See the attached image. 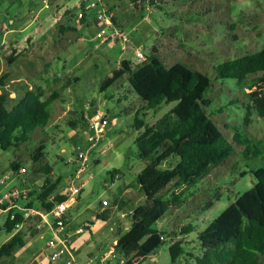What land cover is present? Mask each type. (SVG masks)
<instances>
[{"label": "rangeland", "instance_id": "rangeland-1", "mask_svg": "<svg viewBox=\"0 0 264 264\" xmlns=\"http://www.w3.org/2000/svg\"><path fill=\"white\" fill-rule=\"evenodd\" d=\"M81 1L0 0V54L15 58L13 64L7 59L0 62V68L9 74V105L27 88L40 87L45 97L59 94L50 105L51 119L44 129L33 132L24 146L0 151V179L6 177V185L17 191L38 190L50 179L57 195L70 186H82L80 194L74 195L77 202L66 212L77 264H86L89 257L94 258L91 264H119L121 259L125 264H172L169 237L188 224L195 228L182 236L186 255L180 263L193 264L191 255L201 252L200 232L255 186L257 179L252 171L264 166V117L252 108L250 95L259 90L249 88L254 76L247 83H237L232 79L217 80L214 71L215 66L227 60L264 49V0H151L146 5L149 11L136 10L132 0H109L117 2L121 14L118 18L124 16L121 28L129 33L132 43L127 53L120 45L95 39L98 27L93 16L80 22L71 18L80 13ZM67 10L72 12L67 14ZM66 20H75L78 30L62 35L59 28ZM154 47L167 66L180 62L207 75L212 85L206 98L212 103L205 110L230 141L239 135L240 141L249 139L250 143L235 144L234 154L190 188L183 204L170 207L157 222L158 236L162 233L167 242L149 254L117 253L116 258L104 260L117 238L130 229L133 212L147 203L139 177L151 164L138 155L135 140L142 131L133 127L136 112L145 104L129 86L128 72L118 73L123 59L141 64L135 50L147 57ZM91 103L111 122L92 148L91 134L81 128L80 122L70 127L77 113L85 109L87 114ZM174 105L142 110L140 118L151 126ZM41 145L45 146V156L33 162L31 155ZM247 147L257 157H244ZM80 152L88 155L89 162L78 174L75 157ZM15 161L27 169V174L12 170ZM178 161L175 156L159 168L171 169ZM46 165L51 167L49 175L41 170ZM173 190L170 184L160 194L168 197ZM35 207L41 210L36 201ZM103 211L107 212L106 220H97V214ZM84 224L90 230L76 234ZM0 226L2 246L11 233L2 228L1 217ZM31 227L25 224L21 231L29 233ZM53 238L48 229L34 235L29 240L32 248L28 256L45 250ZM66 260L67 256H62L55 264H65Z\"/></svg>", "mask_w": 264, "mask_h": 264}, {"label": "trees", "instance_id": "trees-1", "mask_svg": "<svg viewBox=\"0 0 264 264\" xmlns=\"http://www.w3.org/2000/svg\"><path fill=\"white\" fill-rule=\"evenodd\" d=\"M132 1L136 10L146 9L145 2ZM71 12L66 11L67 14ZM90 15L99 29L100 25L93 12L82 20ZM71 18L77 19L78 14H73ZM112 20L121 27L122 23L118 22L115 15ZM76 30L78 28L70 23L60 25L62 34ZM6 59L10 64L15 61L13 55L7 56ZM124 71L128 72L129 86L145 104L136 112L133 127L142 131L135 140L138 155L151 163L139 177L147 203L133 212L130 229L120 235L113 246L117 253L129 256L134 253L149 254L167 242L162 233L158 236L159 232L155 228L157 222L170 207L184 203L186 192L190 188L229 159L235 152V144L244 145L250 141H240L239 135H235L230 141L212 115L205 110L212 103V100L206 98V93L212 85V80L207 75L180 62L167 66L155 47L141 64L134 65L123 59L122 70L118 74ZM214 71L217 80L232 79L237 83H247L249 78L254 76L249 88H258L259 91L250 93L252 108L260 117H264V49L227 60L215 66ZM8 77V73L0 74L1 152L11 147L24 146L31 140L33 132L44 129L51 119L50 105L59 97L57 92L45 97L44 90L36 87L27 89L24 95L10 106V95L6 89ZM118 89H123V86ZM171 103L175 105L151 126H147L140 118L142 110H156ZM94 106L95 104L91 103L92 108L87 114L85 109L77 113V118L70 123V127L80 122L81 128L87 130L86 116L98 112ZM221 110L218 112L222 113ZM255 148L258 149L257 146ZM243 155L246 158L250 155L257 157L248 147L243 150ZM44 156L45 146L41 145L31 155V160L38 162ZM175 156L179 158L176 166L171 169L159 168V165ZM21 168L20 162L12 163L15 173ZM41 170L49 175L51 167L46 165ZM252 174L257 179L255 186L229 205L200 232L198 240L201 252L198 256L191 255L194 258L193 264H264V166L253 170ZM45 184L35 190V193H29L36 197L34 202L26 204L27 209H33L36 201L42 211L49 212L56 203L67 200V195L56 194V187L54 184L50 185V179H47ZM170 184L174 186L170 196L161 195ZM105 212L98 214L97 220H106ZM23 216L22 213H17L16 219L10 220L7 215L2 228L12 234L16 224H25L28 221ZM36 219L40 221V218ZM65 224H68L67 218ZM194 228L192 224H188L183 226L179 233L174 232L173 236L169 237L172 264H181V259L186 255L182 236L190 234ZM25 243L24 233L21 230L16 231L0 246V261L13 257Z\"/></svg>", "mask_w": 264, "mask_h": 264}, {"label": "built area", "instance_id": "built-area-1", "mask_svg": "<svg viewBox=\"0 0 264 264\" xmlns=\"http://www.w3.org/2000/svg\"><path fill=\"white\" fill-rule=\"evenodd\" d=\"M151 0H138V3L145 2V7L147 3ZM152 2V1H151ZM48 7V5H47ZM81 11L78 14V20L81 21L89 13H94L100 28L98 29L95 39L101 41L102 43H110L114 45H120L122 52L127 53L132 49V43L129 33L125 32L121 27L113 23L112 17L114 16L113 10H111L110 5L107 0H82L81 1ZM147 11L150 10L149 6L146 7ZM89 17V16H88ZM87 17V18H88ZM135 57L138 58L139 63L146 60L145 54L140 50H135ZM88 119V133L91 134L90 140L93 141L94 147L95 143L101 139V136L105 133L106 127L111 123L109 118L101 112H97L92 116H86ZM75 162L79 165V172H84L88 167L89 157L83 152H80L75 157ZM19 175L27 174V169L22 167L18 171ZM7 183V178L3 177L0 179V214L7 213L10 216V220L16 219L17 213H22L25 220H30L34 218H40L41 225H50L54 230V238L49 241L47 245V256L51 262H55L62 258V256H67L65 264H77L73 257V247L71 240L67 234L64 233L66 224V212L70 208L68 200L56 203L55 206L49 211L44 212L42 210L27 209L21 204L28 199L30 191H17L11 190L2 194V189ZM82 190V186L74 187L70 186L66 195L74 197L78 195ZM103 205H108L104 202ZM24 224H16L14 230L19 231ZM86 225L80 227L77 233L82 234L86 232ZM163 239V237H161ZM116 244V243H115ZM117 252L114 247L103 256L104 260L110 258H116ZM92 260L86 264H91ZM119 264H125V260H120Z\"/></svg>", "mask_w": 264, "mask_h": 264}, {"label": "crops", "instance_id": "crops-1", "mask_svg": "<svg viewBox=\"0 0 264 264\" xmlns=\"http://www.w3.org/2000/svg\"><path fill=\"white\" fill-rule=\"evenodd\" d=\"M107 3H108L110 6H112V7L114 8V11L117 12V16H116V17L118 18V16L121 15V14H119V11H118L119 6H118L117 2L114 1L113 3H111L109 0H107ZM121 18H122V19H119V18H118V22H119V23H122V22L125 20V19H124V16L121 17ZM62 24H68V23H67V20L64 21V22H62ZM70 24H71L72 26L77 27V25H76V21H75V20H73L72 22H70ZM77 28H78V27H77ZM59 31H60V28H59ZM60 33H61V32H60ZM61 34H62V33H61ZM66 34H67V33H66ZM66 34H62V35H66ZM6 57H7V55L1 56V54H0V62H1V61H5ZM2 73H6V72H4L2 68H0V74H2ZM6 87H7V85H6ZM6 89H7V88H6ZM27 89H32V88H27ZM27 89H26V90H27ZM26 90H24V93H25ZM39 188H40V186H39ZM11 189H13L12 186L9 187V185H8V186L5 185V186L3 187V189H2V194L6 193V192H9V190H11ZM35 190H37V189L29 190V191H30L29 193H31V192H32V193H35ZM38 190H39V189H38ZM23 191H24V190H23ZM66 192H67V191H65L64 193H62V195H66V194H65ZM35 197H36V196H35ZM35 197H34V195L31 196V194H29V195H28V199H27V201H25V202H21V204H22L23 206L26 207V204H29V202H32L33 200H35ZM67 200H68V203H69L70 207H71L72 205H74V204L77 202L76 199H75V197H71L70 195H67ZM33 202H34V201H33ZM118 205H119V204H117V206H118ZM33 209L38 210L36 207L33 208ZM103 212H105V211H103ZM97 216H98V214H97ZM0 217H1V219H2V224H3V223L5 222V220H6V218H7V213H2V214H0ZM66 218H67V217H66ZM25 224L32 225V227H31L29 233H24V235H25V240H26L25 246L22 247V248H20V249H18V250L15 252V254H14L13 257L2 259V260L0 261V264H55L56 261H55V262H51V261L49 260L48 256H47V246H46V249L43 250L42 252H40L39 254L35 253V254L30 255V257L28 256L29 250L32 248V245H31L32 242L29 241L30 238H32L34 235L38 234L40 231H42V230H44V229H48V230L51 231L52 234H54V230L52 229V227H51L50 225H44V226L41 225L40 221H39L38 219H36V218L28 220ZM25 224L23 225V227L25 226ZM84 225H86V224H84ZM84 225H83V226H84ZM67 226H68V225H66V227H65L64 233L67 234V235L69 236V238H70L71 236H70V234H69L68 231H67ZM23 227H22V228H23ZM22 228H21V230H22ZM79 228H80V227H79ZM79 228H78V229H79ZM78 229H77V230H78ZM86 229H87V230H90V226L86 225ZM77 230H76V234H79V233H77ZM15 233H16V231L13 232V233L9 236V238L7 239V241H8V240H9V239H10ZM50 240H52V239H50ZM70 240H71V239H70ZM7 241H6V242H7ZM115 243H116V242H115ZM72 247H73V249H75V246L73 245V243H72ZM88 259L93 260L94 258H93V257H89Z\"/></svg>", "mask_w": 264, "mask_h": 264}]
</instances>
